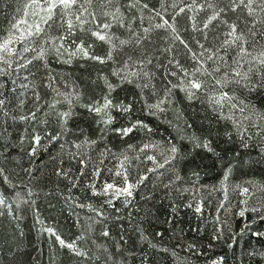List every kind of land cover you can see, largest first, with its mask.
I'll return each instance as SVG.
<instances>
[{
	"label": "snow or ice",
	"instance_id": "6c2138e0",
	"mask_svg": "<svg viewBox=\"0 0 264 264\" xmlns=\"http://www.w3.org/2000/svg\"><path fill=\"white\" fill-rule=\"evenodd\" d=\"M181 16L186 22L183 25L184 29L190 28L192 33L198 34L192 36L195 46L189 39L181 36L177 20ZM114 29H123L124 33L118 35ZM160 30L163 31V36L157 35ZM78 33L83 35L76 39ZM84 36L89 39L86 40ZM96 41L107 45L104 55L94 51ZM160 41L164 42L163 47ZM177 43L182 47H178ZM29 53L31 55H28ZM50 53H55L57 60L65 64H71L74 59L91 60L101 65L111 63L113 66L111 75L116 77V80H110L107 75L98 77L103 83L99 99L94 98L91 102L81 104L79 89L74 88L71 92L61 91L54 86L57 78L48 73L46 87L51 88L55 95L51 101L46 102L47 107L54 110L61 102L68 104L67 110L56 112L59 133L45 132L41 135L36 131L28 133L25 130L17 137L6 134L11 125L5 126V122L34 121L37 111H40V105L37 103L36 111L27 114L17 113L9 107V98L3 90L5 85L0 82V161L12 159L14 156L12 150L24 146L26 141L28 143L26 156L31 161L44 147L42 140L45 137L50 143L67 137L72 133L69 121L77 115L74 111L76 105L86 109L95 118L94 123L101 139L108 132H113L121 138L137 130L152 133L153 129L139 119L133 121L129 118L127 126L112 127L116 120L114 111L128 114L133 109L131 103L113 97L117 89H124L127 86L139 89L141 97L146 90H150L155 102L146 100L145 108L151 116H158L167 110V106L173 102L176 90L183 92L189 101L202 99L219 118L230 122L244 148L249 147V142L257 140L261 154L264 155V108L242 98L245 91L249 95L255 93L257 96L264 93V0H160L158 8L150 7L145 0H126V3L122 0H19L7 28L0 31V78H12L13 73L21 69L31 74L32 69L29 66L33 65L34 61L43 62V66L47 68V57ZM181 56L184 62L181 61ZM24 80L27 81L28 76H25ZM12 83L15 84L16 80L13 79ZM29 86L30 82H22L23 88L27 89ZM237 91L240 92V96H237ZM34 99L39 102L41 97L34 93ZM23 106V101H19L17 107L22 109ZM210 135L211 133L204 138L193 135L190 139L194 148H202L219 156ZM226 136L229 140L232 139L231 132H227ZM145 139L147 142L139 146L129 145L128 149L116 156V166L108 169L114 176L120 178L119 182L102 181L98 185L97 181L102 171L100 165L104 164V160L99 159L97 163L90 156V150L97 144V139H92L81 130L79 135H74L71 140L64 139L60 144L61 154L68 146L69 164L79 165L75 169L76 174L73 175L71 167L65 170L61 166L64 164L61 159L55 175L68 180L69 193L72 188L80 186V178L84 177L87 181L84 186L91 190L92 195L105 197L104 203L119 213L121 209L115 207L116 200H121L125 208L133 205L134 194L148 179V173L157 172L179 159L180 149L175 143L161 144L152 141L148 136ZM110 154L111 149L105 147L99 156L105 157ZM158 156L162 159H158ZM133 160L142 164L151 162V167L145 168L135 178H130ZM22 171L27 174L29 180L35 178L31 166L23 168ZM231 172L232 166L229 164L224 170L219 187L214 189L222 192L223 197L217 208V224L220 223V209L225 208V202L230 203V188L243 197L240 201L243 207L238 212L240 217H245V214L251 211L260 213V219L264 220V197H257L253 202L255 206L249 204L255 190L264 192V185L254 180H246L244 184L231 186L229 184ZM193 176L198 179L199 173L193 172ZM181 179L182 177L176 174L174 181L165 184L164 187L168 188ZM3 184L13 189L17 187L12 183L8 170L0 164V186ZM246 185H251L252 189ZM194 189L192 200L186 206L200 215L203 212V202L196 194L201 188L195 187L194 184ZM180 191L186 192L189 189L182 188ZM27 194L31 197L35 193L28 188ZM30 203L33 201L24 199L20 192L11 195L6 189L0 191V209L6 208L8 215L13 219H17L13 205L19 209L21 204ZM75 206L87 208L93 213L88 217L90 223H87L77 241L86 237L91 239V232L96 223L103 224L100 235L110 238L107 224L104 223L109 216L102 207L96 208L92 204ZM176 207L173 205V212L176 211ZM0 215H3V212H0ZM128 215L130 217L131 213ZM116 219L120 217L117 216ZM247 227L245 224V228ZM46 231L55 237L62 248L69 249L77 257L94 260L102 257L103 264H122L120 244L116 245V251L113 252L106 245L98 244L92 239L91 243L95 246L96 252L89 257L91 249L78 246L77 241L66 242L52 228H47ZM252 234L264 237V232L254 231ZM222 235V229L217 228L213 239L220 240ZM121 240H124L123 236ZM141 240H147L142 230ZM235 243L233 237L227 247L232 249ZM148 245L152 249L159 248L158 244L151 241H148ZM184 250L192 255L203 254L194 243L187 244ZM172 255L176 258L177 264H188L187 259L179 256L177 252L173 251ZM261 255L264 256V253ZM148 260L145 253L141 256L140 264H148ZM226 260V255H219L208 261V264H226ZM7 264H22V261L18 256H13Z\"/></svg>",
	"mask_w": 264,
	"mask_h": 264
},
{
	"label": "trees",
	"instance_id": "16d2710c",
	"mask_svg": "<svg viewBox=\"0 0 264 264\" xmlns=\"http://www.w3.org/2000/svg\"><path fill=\"white\" fill-rule=\"evenodd\" d=\"M122 2L126 3V0ZM145 2L150 7L158 8L160 5V0H145ZM18 3L19 0H0V31L7 28L8 21L16 12ZM177 20L178 27L181 28V36L189 39L195 46L192 36L198 34L192 33L190 28L184 29L183 25L186 22L182 16ZM114 31H117L118 35L124 33L123 29H114ZM82 35L78 33L76 39ZM157 35L163 36L164 33L160 30ZM84 38L89 39L87 36ZM160 43L163 47L164 42L160 41ZM177 46L182 47L178 43ZM106 50L107 45L99 41L95 42L94 51L97 54L104 55ZM180 59L184 62L183 56ZM47 60V68L43 66V62L34 61L33 65L29 66L32 69L31 74L21 69L13 73L12 78H0V82L5 85L3 90L9 98V107L12 110L19 114H27L37 110V103L40 105V111H37L34 121L27 123L19 120L15 123L10 120L6 121L5 126L11 125L6 134L17 137L25 130L28 133L36 131L41 135L45 132L59 133L56 112L67 110L68 104L61 102L54 110L47 107L46 102L51 101L55 95L51 88L46 87L48 73L57 78L54 86L61 91L71 92L74 88L79 89L81 104L91 102L94 98L99 99L103 83L98 77L107 75L110 80H116V77L111 75L113 67L111 63L101 65L91 60L74 59L71 64H65L57 60L55 53H50ZM25 76H28L27 81L24 80ZM13 79L16 80L15 84L12 83ZM22 82H30V86L25 89L22 87ZM66 84L67 87H65ZM32 85L35 87L33 88ZM34 93L40 95L39 102L34 99ZM236 94L240 96L239 91ZM113 97L116 100L131 103L133 109L128 114L114 111L113 115L116 120L112 127L127 126L129 118L133 121L139 119L153 129L152 133L137 130L121 138L113 132H108L101 139L97 125L94 123L95 118L86 109L76 105L74 111L77 115L69 121L72 133L67 137L51 143L45 137L42 140L44 147L31 161L26 156L27 141L24 146L12 150L14 153L12 159L0 161V164L8 170L12 183L17 185L13 189L3 184L0 186V191L6 189L11 195L20 192L24 199L33 201L30 204H21L19 209L13 205L17 219L9 216L6 208L0 209V212H3V215H0V264H7L13 256H18L22 264H103L102 257L94 260L73 255L69 249L62 248L55 237L46 231L47 228H52L66 242L77 241V237L84 231L87 223H90L88 217L93 213L87 208L76 207V204H92L96 208L102 207L109 216L104 223L107 224L110 238L100 235L103 224L96 223L91 232V239L86 237L84 240L77 241L78 246L91 249L89 257L96 252L95 246L91 243L94 239L98 244L106 245L113 252L116 251V245L120 244L122 264H140L141 256L145 253L149 258L148 264H177L176 258L172 255L173 251L186 258L188 264H208V261L219 255H226V264H264V256L261 255L264 253V237H256L252 234L254 231L264 232V220L260 219V213L248 211L245 217H240L238 212L243 207L240 203L243 197L230 188V203L225 202V208L220 209V223L217 224V208L223 197L222 192L214 190L219 187L224 170L229 164L232 166L229 177L231 186L244 184L246 180H254L264 185V155L261 154L258 141L253 140L249 142V147L244 148L230 122L219 118L202 99L189 101L185 94L178 90L174 92L172 104L168 105L167 110L158 116L149 115L145 108L146 100L155 102V97L151 96L150 90H146L141 97L139 89L127 86L124 89H117ZM242 98L264 108V93L257 96L255 93L249 95L245 91ZM21 100L24 104L22 109L17 107ZM42 121H47V123H42ZM81 130L92 139H97V144L90 150V156L97 163L99 159L104 160V164L100 165L102 171L97 181L98 185L102 181H120V178L114 176L113 172L108 169L116 166V156L128 149L129 145L139 146L147 142L146 136L161 144L175 143L180 149V156L178 160L166 165L165 168L148 173V179L134 194L133 205L125 208L121 200H116L115 207L121 209L119 213H116L114 208L104 203L105 197L92 195L91 190L84 186L87 182L84 177L80 178V186L72 188L69 193L68 180L55 175L56 167L61 159L64 161L61 166L65 170L71 167L73 175L76 174L75 169L79 165L69 164L68 146L61 154L60 144L64 142V139H73L74 135H79ZM227 132L232 133L231 140L226 136ZM209 133H211L213 147L219 156L202 148L193 147L190 139L193 135L204 138L209 136ZM105 147L111 149V154L100 157L99 153ZM158 159L162 158L158 156ZM132 164L130 178H135L145 168L151 167V162L142 164L140 161L133 160ZM29 166L32 167L35 177L31 180L22 171L23 168ZM87 171L90 172L91 169ZM193 172L199 173L198 179L193 176ZM176 174H179L182 179L165 188V184L174 181ZM194 184L195 187L201 188L196 194L198 198H202L203 202V212L200 215L186 206L192 200L195 191ZM246 186L252 189L251 185ZM28 188L35 193L31 197L27 194ZM182 188L189 189V191L182 192L180 191ZM145 197H151V199ZM257 197H264V192L255 190V195L249 204L255 206L253 202ZM173 205L177 206L175 212H173ZM117 216L120 219H116ZM245 224L248 225L247 228ZM217 228L223 231L220 240L213 239ZM197 229L200 231H196ZM141 230L147 240H141ZM156 233L163 235L157 236ZM239 233L242 235H237ZM121 236L124 240H121ZM233 237L236 243L232 249H229L227 245ZM148 241L158 244L159 248H150ZM189 243L196 244L203 254L192 255L186 252L184 249Z\"/></svg>",
	"mask_w": 264,
	"mask_h": 264
}]
</instances>
